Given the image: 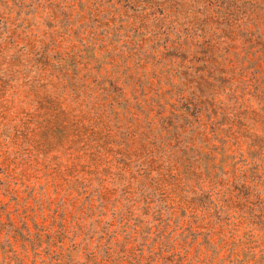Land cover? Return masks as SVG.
<instances>
[{
    "label": "rangeland",
    "instance_id": "rangeland-1",
    "mask_svg": "<svg viewBox=\"0 0 264 264\" xmlns=\"http://www.w3.org/2000/svg\"><path fill=\"white\" fill-rule=\"evenodd\" d=\"M134 15L125 0H0V264H135L140 254L144 264H189L158 240L187 225L181 212L137 192L128 202L114 178L120 155L139 151V122L118 106V117L107 105L106 115L90 111L102 97L96 78L114 80L132 105L141 99L133 85L152 69L126 57Z\"/></svg>",
    "mask_w": 264,
    "mask_h": 264
},
{
    "label": "trees",
    "instance_id": "trees-1",
    "mask_svg": "<svg viewBox=\"0 0 264 264\" xmlns=\"http://www.w3.org/2000/svg\"><path fill=\"white\" fill-rule=\"evenodd\" d=\"M125 1L139 12L126 57L152 70L136 78L134 105L114 80L94 81L102 97L90 111L100 117L118 106L127 122H139V151L117 159L124 165L116 183L128 202L137 192L147 206L156 196L160 208L181 212L176 219L187 225L158 235L162 248H179L178 260L264 264V0ZM135 264H144L141 254Z\"/></svg>",
    "mask_w": 264,
    "mask_h": 264
}]
</instances>
